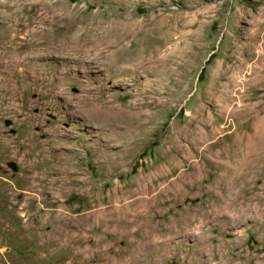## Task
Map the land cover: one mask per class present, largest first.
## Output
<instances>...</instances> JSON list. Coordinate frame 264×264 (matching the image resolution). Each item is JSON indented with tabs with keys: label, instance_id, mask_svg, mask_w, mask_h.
Here are the masks:
<instances>
[{
	"label": "rangeland",
	"instance_id": "1",
	"mask_svg": "<svg viewBox=\"0 0 264 264\" xmlns=\"http://www.w3.org/2000/svg\"><path fill=\"white\" fill-rule=\"evenodd\" d=\"M262 16L264 0H0V264H264V74L245 46ZM125 24L179 62L132 77L28 32L48 47Z\"/></svg>",
	"mask_w": 264,
	"mask_h": 264
},
{
	"label": "bare ground",
	"instance_id": "2",
	"mask_svg": "<svg viewBox=\"0 0 264 264\" xmlns=\"http://www.w3.org/2000/svg\"><path fill=\"white\" fill-rule=\"evenodd\" d=\"M61 21L58 22L60 23ZM34 23L35 25L36 24L38 25V24H42L43 22L42 20H39V18L36 17L34 18ZM259 24L261 27L264 26L263 16ZM35 28L36 29H32L28 31L31 39H35V43L33 42L32 44V46L35 49V52H37V50L40 48L43 49L45 48L46 50L54 49L58 53L61 54L65 53L66 55L70 56L72 53H78L81 50H85V51L93 50L92 52H95L93 55L97 58V60L98 58L102 60L103 65L108 66V68H113L118 71H121L126 75L128 76L130 75L132 77L141 76L142 74L144 75L143 77L147 79L148 76L151 73H153L154 76L158 78L163 76V74H161L160 72V68L166 65L167 61H169V58L172 59L173 63L179 62L178 61L179 59L176 60V58L173 56L174 53L172 51L169 53L168 50H166L165 55H163L162 48H158L152 51H147L145 47H142L143 44L140 41L136 40L138 33L135 24L132 25L125 24L119 27L117 25L114 27L112 26V28L106 29L105 32L101 35L89 33L91 31H89L86 28H84L86 33H80V34H78L77 30L75 29L74 32L70 34L69 33L70 30H69L68 32L65 33L64 36L62 35L61 37H59L55 44L49 45L48 47L44 46L46 41L45 38H42L45 37V34L43 33L44 29L38 26ZM81 30L83 29L82 28L79 29V31ZM68 33L69 35H67ZM259 40L260 42L261 40H263V42L260 45H258ZM246 41H247L245 42L246 43L245 46L247 48L246 55L257 56L256 62L251 67H249L248 70L251 71V76L254 77L256 81H260L262 80L261 77L264 74V27H263V35L260 38L259 35L257 34L256 36H253V38H251L250 40L246 39ZM51 43L53 42L51 41ZM132 44L136 45L134 49L132 48ZM244 47L241 48L240 57L237 59L239 66L242 70L247 69L245 68V66L247 65V60H248L243 56L245 52V50H243ZM138 70L140 72H138ZM234 75H235L234 72L230 75L228 79V86L225 87L226 91L222 93L224 97L230 102V104L235 100H238L239 102L243 101V96H241L243 95V93L240 90L234 92L235 86H237V81ZM243 85H245V83H243ZM233 93L237 95H233ZM241 108L242 106H238L236 109L238 110ZM233 113H235V109L233 110ZM249 142H252L251 145L253 143H257L258 145L262 146L264 145V137H256L255 135L251 137Z\"/></svg>",
	"mask_w": 264,
	"mask_h": 264
}]
</instances>
